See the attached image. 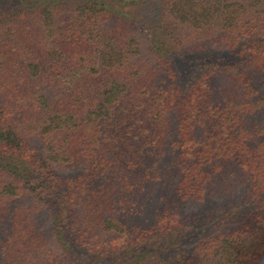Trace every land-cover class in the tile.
<instances>
[{"label":"trees","instance_id":"trees-1","mask_svg":"<svg viewBox=\"0 0 264 264\" xmlns=\"http://www.w3.org/2000/svg\"><path fill=\"white\" fill-rule=\"evenodd\" d=\"M0 264H264V0H0Z\"/></svg>","mask_w":264,"mask_h":264},{"label":"rangeland","instance_id":"rangeland-1","mask_svg":"<svg viewBox=\"0 0 264 264\" xmlns=\"http://www.w3.org/2000/svg\"><path fill=\"white\" fill-rule=\"evenodd\" d=\"M140 17L143 32L147 34L148 37H155L157 33L154 24V14L152 8L146 5L144 10H142V15H140ZM178 69V79L181 82H186L189 78L190 72L192 71L191 65L189 63H185L184 67H179ZM200 230V228H194L188 232L186 236L180 241L179 248L188 250Z\"/></svg>","mask_w":264,"mask_h":264}]
</instances>
